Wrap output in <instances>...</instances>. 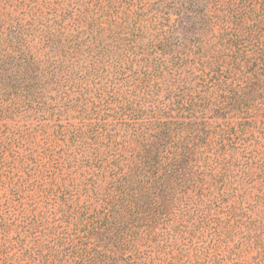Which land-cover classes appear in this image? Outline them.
<instances>
[{"label": "trees", "instance_id": "16d2710c", "mask_svg": "<svg viewBox=\"0 0 264 264\" xmlns=\"http://www.w3.org/2000/svg\"><path fill=\"white\" fill-rule=\"evenodd\" d=\"M136 1L124 31L95 26L84 12L86 28L75 18L67 35L1 24L0 100L35 101L32 87L87 96L80 84L89 80L107 96L96 114L116 120L93 126L86 164L94 170L82 202L75 196L59 218L73 229L51 238L57 254L76 264H139L181 238L200 244L187 264H215L201 261L205 249L236 228L264 233V140L246 130L264 98V0Z\"/></svg>", "mask_w": 264, "mask_h": 264}, {"label": "rangeland", "instance_id": "374dc122", "mask_svg": "<svg viewBox=\"0 0 264 264\" xmlns=\"http://www.w3.org/2000/svg\"><path fill=\"white\" fill-rule=\"evenodd\" d=\"M152 2L149 0L148 4ZM135 3L136 0H0V25L31 22L42 28L49 25L52 31L67 35L74 32L71 24L75 18H79L80 28H86L90 21L82 22L79 17L84 12L93 17L95 26L123 30L122 19L136 11L132 5ZM173 19L170 14V23ZM145 22L142 20L140 25ZM103 60L109 61L106 56ZM127 64L123 62L122 68ZM104 67L112 70L110 63ZM38 77L29 82L39 81ZM80 85L88 91L87 96H80L73 87L59 91L51 88L43 94L32 87V97L41 95L35 101L0 100V264H76L57 254V249H62L58 243L50 248L54 243L51 238L67 236L61 234L62 229L72 232L73 226H66L59 218L71 212L75 196L79 203L83 200L82 182L94 170L86 164L88 146L96 134L93 126L111 129L116 121L110 113L97 115L94 110L107 99L105 92L97 95L89 80ZM258 94L260 91L255 94L256 99ZM257 102L259 112L246 130L264 140V98ZM237 204L239 201L234 202L236 207ZM218 206L221 211L216 217L222 219L226 205ZM263 216L262 211L261 219ZM236 230L237 234L214 250L205 249L201 261L264 264V233L255 238L254 232L244 227ZM173 243L177 244L167 246L153 261L139 264H168L172 255L173 262L187 264L186 257L193 258V246L200 245L195 239L192 244L181 238ZM164 250L170 253L164 255Z\"/></svg>", "mask_w": 264, "mask_h": 264}]
</instances>
